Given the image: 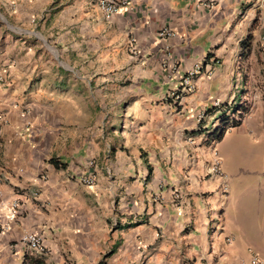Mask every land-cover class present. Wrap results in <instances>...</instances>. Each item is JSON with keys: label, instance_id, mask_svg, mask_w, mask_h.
Instances as JSON below:
<instances>
[{"label": "crops", "instance_id": "0c3cea01", "mask_svg": "<svg viewBox=\"0 0 264 264\" xmlns=\"http://www.w3.org/2000/svg\"><path fill=\"white\" fill-rule=\"evenodd\" d=\"M120 1L0 0V264H264V0Z\"/></svg>", "mask_w": 264, "mask_h": 264}, {"label": "built area", "instance_id": "2783aa9c", "mask_svg": "<svg viewBox=\"0 0 264 264\" xmlns=\"http://www.w3.org/2000/svg\"><path fill=\"white\" fill-rule=\"evenodd\" d=\"M124 3V2H123ZM94 4L104 18L109 19L110 17L116 15L122 5L120 0H94ZM164 33H160V36H163ZM202 70V65L197 63L193 68L186 72L185 76L181 79V87L178 90L169 92L168 96L170 99L174 98L178 100L180 96L190 90H193L194 86L191 84L193 78L200 73ZM216 108L221 107L219 101L214 102ZM203 113L198 115V119H202ZM1 138V137H0ZM210 172L214 175L222 176V173L219 168V161L214 154V159L212 161V167ZM95 183V177L93 174L84 176L82 178V184L85 186H91ZM224 192H227V186H224ZM31 197H37L35 191H30L28 193ZM0 207L1 210H5V213L2 216L5 223L0 225V235L6 233L10 228L9 225L11 222L17 220L21 211V203L18 199L7 200L0 190ZM19 244L26 250V252L31 256H44L47 254V247L45 245L44 236L39 232L28 231L22 234L19 239ZM259 261L257 258L252 259V264H258Z\"/></svg>", "mask_w": 264, "mask_h": 264}, {"label": "rangeland", "instance_id": "374dc122", "mask_svg": "<svg viewBox=\"0 0 264 264\" xmlns=\"http://www.w3.org/2000/svg\"><path fill=\"white\" fill-rule=\"evenodd\" d=\"M172 100H176L174 98H172ZM223 111V110H222ZM228 113V112H227ZM233 114L231 113L230 116H232ZM206 117V112H203V117L202 119H198V124L200 123H203L204 121V118ZM241 130L238 129V130H229L226 132V134L224 135L223 139H222V143H221V146H219V150H218V153H219V158L222 162H227V160H225L222 156V152L225 150H228V147L230 146V144L232 142H234L235 140H241L240 142V148L241 150H238L240 152H244V151H247V152H254V153H260V148H259V145L258 144H251V142H245V138L244 136H241ZM216 151V150H215ZM232 151V150H231ZM217 153V151H216ZM230 164V160L228 159V165ZM258 167V166H256ZM231 174V170L228 169V175H225V176H222L220 177L223 181L224 179H226V183H227V190L229 191V188H230V182H229V176ZM229 193V192H228ZM252 262V261H251ZM252 264V263H251Z\"/></svg>", "mask_w": 264, "mask_h": 264}, {"label": "trees", "instance_id": "16d2710c", "mask_svg": "<svg viewBox=\"0 0 264 264\" xmlns=\"http://www.w3.org/2000/svg\"><path fill=\"white\" fill-rule=\"evenodd\" d=\"M235 110V113H243L242 111H245L244 108H242V106H236L234 107L233 111ZM221 124L220 126L214 131V133H211V135H213L216 139L220 140L222 138V136L224 135V133L226 132L227 128L229 127V124H231V126H236V124H238L239 120H233L231 123L228 121V118L226 116H224L223 114L219 117ZM50 162H52L55 166H58V161L55 160H51Z\"/></svg>", "mask_w": 264, "mask_h": 264}]
</instances>
